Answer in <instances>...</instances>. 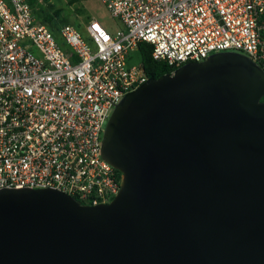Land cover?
I'll return each mask as SVG.
<instances>
[{
	"label": "water",
	"instance_id": "1",
	"mask_svg": "<svg viewBox=\"0 0 264 264\" xmlns=\"http://www.w3.org/2000/svg\"><path fill=\"white\" fill-rule=\"evenodd\" d=\"M264 71L213 54L114 108L101 157L118 195L0 191V264H264Z\"/></svg>",
	"mask_w": 264,
	"mask_h": 264
},
{
	"label": "built area",
	"instance_id": "2",
	"mask_svg": "<svg viewBox=\"0 0 264 264\" xmlns=\"http://www.w3.org/2000/svg\"><path fill=\"white\" fill-rule=\"evenodd\" d=\"M100 2L121 29L91 19L85 38L62 26L58 41L29 0H0V191L51 189L86 206L118 195L101 141L120 100L149 79L141 62L127 66L141 43L174 69L220 53L263 69L264 0Z\"/></svg>",
	"mask_w": 264,
	"mask_h": 264
},
{
	"label": "rangeland",
	"instance_id": "3",
	"mask_svg": "<svg viewBox=\"0 0 264 264\" xmlns=\"http://www.w3.org/2000/svg\"><path fill=\"white\" fill-rule=\"evenodd\" d=\"M32 11L38 23L45 25L60 41L58 30L62 26H71L83 37H86V25L89 20L97 21L109 34H114L122 28L121 24L112 19L100 0H41L32 5ZM52 16L51 23L45 18ZM66 48L65 45H63ZM138 52H133L127 61V66L140 64Z\"/></svg>",
	"mask_w": 264,
	"mask_h": 264
},
{
	"label": "trees",
	"instance_id": "4",
	"mask_svg": "<svg viewBox=\"0 0 264 264\" xmlns=\"http://www.w3.org/2000/svg\"><path fill=\"white\" fill-rule=\"evenodd\" d=\"M29 3L31 5L34 4V0H29ZM53 17L47 16L45 18L46 23H51ZM53 33V32H52ZM54 34V33H53ZM57 36V33L54 34ZM141 58V64L144 72L149 78L157 79L165 74H172L176 69L168 67L163 62H156L151 58V47L146 43H141L138 45L137 51ZM264 71V66H263ZM261 101H264V97L261 99ZM117 175L120 178V173L116 172Z\"/></svg>",
	"mask_w": 264,
	"mask_h": 264
},
{
	"label": "crops",
	"instance_id": "5",
	"mask_svg": "<svg viewBox=\"0 0 264 264\" xmlns=\"http://www.w3.org/2000/svg\"><path fill=\"white\" fill-rule=\"evenodd\" d=\"M63 49H64L65 51H68V48H67V47H66V48L63 47Z\"/></svg>",
	"mask_w": 264,
	"mask_h": 264
}]
</instances>
